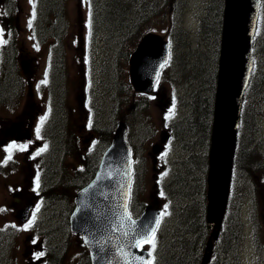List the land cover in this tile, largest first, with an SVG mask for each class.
Listing matches in <instances>:
<instances>
[{
  "label": "rangeland",
  "instance_id": "obj_1",
  "mask_svg": "<svg viewBox=\"0 0 264 264\" xmlns=\"http://www.w3.org/2000/svg\"><path fill=\"white\" fill-rule=\"evenodd\" d=\"M15 11L12 23L17 26L16 16H18V27L15 30H6L11 40H14L15 51L17 57L26 62L31 58H37L35 62V71L33 74L27 76L26 70H19L17 79H24V90H20L16 100L9 105H1L0 107V127L3 121H14L16 118H23L33 125L31 138L35 141L36 152L33 149L30 151L31 141L26 139L20 140L17 134L24 133L26 129H16L15 132H0V264H26L25 252L30 241L39 242V238H46V235L37 234L38 217L45 218L47 213L40 216L37 211V206L43 200L40 195H44V184L40 183L37 188L36 172L41 170V161H30V155H42L46 143L36 136L35 129L40 124V118L44 116L48 109V99L52 92H55V107L57 108L58 117L62 115V125L54 124L52 128H56V132L60 135L56 136L53 144L54 152L51 155L63 159L66 165L65 171L72 170L74 165H79L80 154L89 151V148L96 142L97 132L92 129L90 125V112L87 109L88 99L85 101L84 89L86 85V77L89 79V70L91 62L89 60V51L84 48L85 39L88 33V0H66L64 2L63 18L59 21H51L47 18V27L42 28V35L45 37V42L39 39L37 30L39 27L32 22V27L29 28L28 21L32 18L31 13L33 6L36 12L35 0H14ZM105 0H98V6L101 7ZM185 2L186 7L184 12L177 14L179 20L186 22L187 29L193 31L194 38L197 37V27L199 19L205 13V7L209 0H178ZM51 6V5H50ZM52 7V6H51ZM172 17V16H171ZM99 20L102 18L99 16ZM161 24V23H160ZM159 25V24H158ZM162 25V24H161ZM4 24H2V27ZM104 26V25H103ZM157 26V25H156ZM158 28V27H157ZM101 37H95L93 43V76L94 85L92 87L93 96L92 103H97L100 106V113L98 116L101 126L114 127L116 120L124 118L130 129V142L135 149V165L137 168L135 179V196L137 201L151 203L156 202L162 209L163 222L158 234L155 236V248L150 244H145L146 248H150L155 252L157 248L160 257L166 259L172 258L173 249L171 248V236L176 233L175 224L177 218L171 216V204L168 197L161 195L159 187L164 181H167L171 174V169L174 167L173 160L179 156H185L186 150L181 146V140L176 138L170 139L167 149L163 151L156 162H153L150 150L152 145L159 139V134L166 125L174 118L182 114L186 115L187 104L186 101L191 90H196L190 80H178L176 85L169 84L168 71L163 75L161 82V90L154 98H142L137 100L132 98L126 106L121 101L113 103L115 96L114 84L119 80L120 76L117 67L111 66L107 63L109 61L110 53L106 49V37L102 36L103 32L99 33ZM256 38L257 48L261 57V63L264 62V7L259 22ZM50 36H53L50 38ZM211 38H207V44H210ZM56 42L58 45L56 46ZM38 46V47H37ZM111 46V42H110ZM207 46V45H206ZM205 46V47H206ZM54 55L55 65L58 67V78L55 84L48 92L46 86L42 88L40 83L42 80H47V59ZM103 51V55H102ZM180 51V49H179ZM209 57H212V47L209 52ZM194 60V59H193ZM23 61V62H24ZM192 61V60H191ZM187 62V55L184 54L179 63ZM201 57L198 63H202ZM207 60V72L208 68ZM20 60V64H21ZM121 73L125 74L126 64L121 62ZM191 69V68H190ZM28 70V69H27ZM191 76V70L190 74ZM209 74L206 73L205 77ZM28 78H31L29 83ZM103 79V80H102ZM16 81V79H15ZM179 85V90H174ZM39 85V87H38ZM16 87V86H15ZM88 91V88L86 89ZM32 92V94L30 93ZM164 94V96H162ZM202 94V93H201ZM131 98V97H130ZM183 101V103H181ZM185 101V105H184ZM178 103V105H176ZM180 106H182L180 109ZM178 108V109H177ZM179 110V111H177ZM262 110L259 116L261 134L264 142V101L262 102ZM258 110V111H259ZM25 111V113H24ZM61 113V114H60ZM24 114V115H23ZM22 116V117H21ZM7 117V118H5ZM44 137L46 135L47 127H42ZM3 133V134H2ZM61 143L67 142L68 147L62 150L59 148V140ZM15 143L16 145H27L24 150L19 148L11 149V159L14 161L25 162L24 168L19 172L13 173L14 169L7 165L9 148ZM48 145V141H47ZM61 151V152H58ZM70 152L72 155H66ZM50 155V156H51ZM260 156L256 159L255 164L263 160ZM26 160H29L26 162ZM32 163V167L30 165ZM176 162V161H175ZM43 166L45 164H42ZM264 168V163H259ZM57 174L65 172L60 165L57 166ZM63 167V166H62ZM184 169H182V172ZM184 173V172H183ZM46 175V172H45ZM252 181L241 180L239 183L244 191L242 199V213L244 215L245 238L242 241L241 250H238L240 257L239 264H264V171L256 172L253 175ZM62 178V177H61ZM45 182V180H44ZM52 182V178L48 179V183ZM42 184V188L40 187ZM47 186V185H46ZM48 187V186H47ZM41 188V189H40ZM49 188V187H48ZM248 192V193H247ZM22 198L20 203L15 200ZM30 201L36 204L32 219L34 222L30 227L25 228V225L20 224L15 219L14 214ZM167 206V207H165ZM62 208V207H60ZM166 213V214H165ZM30 220V221H31ZM53 222L46 225L47 228L56 226ZM56 230H60L57 228ZM10 232V235L9 233ZM65 229L59 231V234H51L50 237L56 241L55 245H61L60 239L63 238ZM204 237V236H203ZM11 240L9 248L4 247V240ZM206 236L204 242H200V253L204 254L206 244ZM157 244V246H156ZM239 241L234 243V246L239 249ZM225 253L215 251L209 264H221L222 260L226 258ZM230 257L237 259L236 250L230 251ZM175 259V258H174ZM201 261V260H200ZM199 261V264H200Z\"/></svg>",
  "mask_w": 264,
  "mask_h": 264
},
{
  "label": "water",
  "instance_id": "obj_2",
  "mask_svg": "<svg viewBox=\"0 0 264 264\" xmlns=\"http://www.w3.org/2000/svg\"><path fill=\"white\" fill-rule=\"evenodd\" d=\"M260 4L261 0H226L225 3L208 176L210 228L221 227L226 211L241 105L253 68L252 43ZM168 55L169 44L161 36L153 33L144 36L131 57V76L137 89L151 90L158 68ZM149 61L157 63V68L146 66ZM125 130V124L120 121L94 178L77 191L70 215L71 230L83 236L94 264L149 261L148 251L136 245L151 237L155 220L160 219V209L152 204L137 218L130 214L132 161ZM29 208L20 215L21 220L27 218ZM210 249L211 241L202 264L210 260Z\"/></svg>",
  "mask_w": 264,
  "mask_h": 264
},
{
  "label": "trees",
  "instance_id": "obj_3",
  "mask_svg": "<svg viewBox=\"0 0 264 264\" xmlns=\"http://www.w3.org/2000/svg\"><path fill=\"white\" fill-rule=\"evenodd\" d=\"M172 2H174V0H106L100 8L102 18L106 20V22H109L106 26L110 27L113 25L118 35L122 38V40H114L111 38V48L109 49L112 60L113 57L118 54L115 52L116 44H120L119 51L122 54L119 56V74L120 76L122 75L121 81H123L124 75L123 72H120V61L125 62L128 58V50L131 49V40L136 33H139L140 29L142 30L148 21H151L153 16L154 18L157 15L162 17L164 14H167V12L169 13L170 9L175 6L172 4V7H169ZM215 2L217 5H212V8H210V15L203 23V31H206L209 36L217 42L221 31L223 3L222 0H215ZM52 9H54V11L56 10V8ZM59 11L58 7L57 11H55L56 15L60 14ZM213 46L214 45L211 47ZM126 49L127 51H125ZM202 53L203 52L200 51L198 55L202 56L205 54L201 58L203 62L198 63L200 57L198 59L196 57L195 63H192V67H190L191 76L189 75L190 72L186 76V78L189 77L191 82H197V88L192 92L190 99V113L188 116H185L184 120L177 124L181 132L183 134L185 133L186 146H188L187 149H190L191 155L187 159V163L184 167L185 171H183L184 173H179L176 178L173 179L171 185L165 186L164 190L170 199L173 216L175 219L177 218L178 222L175 224L176 233L169 239V242L172 241L171 248L173 249L174 256L168 258V262L165 259L163 264H199L201 256L199 250L200 242L204 241L203 232L205 230L204 216L206 205L205 174L208 166L206 149L208 148L211 134V117L216 83V49L212 57H209V53ZM207 60L209 61L208 72L206 70ZM206 73L209 75L206 77L207 81L204 82V75H206ZM263 95L264 69L253 76L245 98L242 112L243 124L236 154V173L250 175L261 169V167H257L255 170L256 159L261 156L260 151L256 147L258 137L256 115L257 108L260 105ZM110 135L108 130H104L98 141L97 147L99 148L100 146L103 147L107 145L110 141ZM59 146L60 150H62L64 148V143H59ZM197 147L201 150V154H195V148ZM58 155L59 153H57L51 166L50 178H52V182L49 188L45 190V195L47 196V217L43 222L44 227H47L46 225L53 222L57 223L56 226L50 228V234L55 235L59 234L60 230L62 231V228H60V230L56 229L60 227V224L63 226L71 209V202L69 203L67 198L68 188L80 186L86 182L89 177H92L96 167V157H98L95 156L94 160L89 162L85 170L79 171L77 173L78 175L73 178L67 172L60 173V176L57 174V166L60 162ZM235 195L237 198V192H235ZM239 199L238 197V200ZM236 202L237 200L232 197L228 213L231 211L233 214ZM141 204L142 203H140V206ZM136 205L137 206H135L132 201V212L134 215L138 213L140 208L138 204ZM229 217L230 216H228V219ZM233 217V220H226L227 224H225L226 226L221 236V243L222 246L226 248V251L229 250L231 244L236 239L238 241L242 236L241 224L234 214ZM8 242L9 238L4 240L3 248L7 249L9 246Z\"/></svg>",
  "mask_w": 264,
  "mask_h": 264
},
{
  "label": "snow or ice",
  "instance_id": "obj_4",
  "mask_svg": "<svg viewBox=\"0 0 264 264\" xmlns=\"http://www.w3.org/2000/svg\"><path fill=\"white\" fill-rule=\"evenodd\" d=\"M35 16H36V13H35V7L33 6V11H32V13H31V19L28 21V26H29V28H31L32 27V22H33V20L35 19ZM91 25H90V22H89V27H90ZM3 28H0V43H4L5 41L3 40ZM38 47V46H37ZM164 65L163 64H161L160 65V67H163ZM158 80H159V74H157V82H158ZM41 84H45V83H47V80H42L41 82H40ZM38 87H39V85H38ZM47 120V116H42L41 118H40V124L36 127V129H35V133H36V136L38 137V138H40V135H41V130H42V127H43V124H44V122ZM90 126V125H89ZM12 148H19V150H24V149H26L27 148V145L25 144V145H16L15 143H13L11 146H10V148H9V155H8V159L10 160L12 157H11V149ZM47 149V145H45L44 146V148L43 149H41L40 151H45ZM40 153L39 152H37V155H39ZM36 184H37V188L39 187V176H37V178H36ZM161 195H163V193H161ZM165 207H167V206H165ZM39 210V206H37V211ZM166 214V213H165ZM164 214H161V218H162V216H163ZM34 222V216H33V220H31V221H29L28 222V224H26L25 225V228H28V227H30L31 226V224ZM160 219H156L155 220V225H156V228H158L159 227V225H160ZM156 228H152L151 229V232H152V236H151V238H145L144 240H143V242L142 243H146V244H150L151 246H152V248L154 249L155 248V231H156ZM136 246H138V247H142V244L141 243H138ZM39 255H43V253H40V254H38V256ZM142 264H153V262L152 261H142Z\"/></svg>",
  "mask_w": 264,
  "mask_h": 264
},
{
  "label": "flooded vegetation",
  "instance_id": "obj_5",
  "mask_svg": "<svg viewBox=\"0 0 264 264\" xmlns=\"http://www.w3.org/2000/svg\"><path fill=\"white\" fill-rule=\"evenodd\" d=\"M158 93V88H157V85L156 87L154 88V91L151 93V95H156ZM26 127V122L24 120H21L19 122H15L13 124H11L10 126H8L6 128V131H10L11 129H20V130H23L24 128ZM31 124L29 125V130L31 129ZM12 130V131H13ZM3 134V133H2ZM17 138H25L27 141L30 140V135H29V132H24V133H21L17 136ZM168 143V142H167ZM166 143V145H167ZM35 143L34 142H31V145L33 146ZM166 148V146H165ZM154 160L156 161V156H153ZM19 165L23 166L24 162L21 160L18 162ZM67 236L69 239H72V240H79L78 239V236L74 235V234H68L67 233ZM32 251V250H31ZM68 252L67 249H60V248H55V249H52V250H49L48 253H51L55 256H59L60 258L58 259H52L51 261L53 262H60L62 264H64V262L66 261V253ZM81 254H82V259H83V262L84 264H91V261H90V258H89V253L87 251V249L83 248L81 249ZM50 255V254H49ZM36 256L35 255H32L30 257L31 259V262L34 263V264H37L40 260L42 259H35Z\"/></svg>",
  "mask_w": 264,
  "mask_h": 264
},
{
  "label": "bare ground",
  "instance_id": "obj_6",
  "mask_svg": "<svg viewBox=\"0 0 264 264\" xmlns=\"http://www.w3.org/2000/svg\"><path fill=\"white\" fill-rule=\"evenodd\" d=\"M201 80H203V79H201ZM203 81H204V82L207 81L206 77H204V80H203ZM203 81H202V82H203ZM204 82H203V83H204Z\"/></svg>",
  "mask_w": 264,
  "mask_h": 264
}]
</instances>
